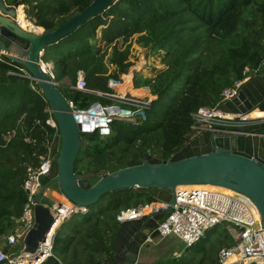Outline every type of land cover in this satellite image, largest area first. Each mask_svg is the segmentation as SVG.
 I'll use <instances>...</instances> for the list:
<instances>
[{
  "label": "trees",
  "instance_id": "trees-1",
  "mask_svg": "<svg viewBox=\"0 0 264 264\" xmlns=\"http://www.w3.org/2000/svg\"><path fill=\"white\" fill-rule=\"evenodd\" d=\"M4 1L14 8L26 6L30 23L49 31L82 11L90 0ZM17 14L21 19V7ZM132 47L146 50V56H154L163 66L132 78L133 88H147L153 98L132 121L113 120L108 134L98 130L83 134L87 145L78 150L76 174L108 171L142 160L144 154L167 160L192 135L190 113L216 106L221 90L244 78V68L254 78L263 77L264 0H117L45 47L41 61L52 65L53 81L64 99L87 109L93 102H110L74 90L77 71L83 72L87 89L108 93L107 82L119 80L133 65ZM26 74L22 66L0 58V250L4 253L3 238L12 232L25 200V169L46 156L57 136V129L46 122L47 103ZM127 90L136 95L147 92ZM151 200L148 193L135 189L119 197L104 194L62 221L52 237L51 255L40 264L108 263L119 213ZM217 226L219 235L206 249V236ZM231 228L218 223L178 256L152 264H217L218 251L234 244Z\"/></svg>",
  "mask_w": 264,
  "mask_h": 264
},
{
  "label": "water",
  "instance_id": "water-1",
  "mask_svg": "<svg viewBox=\"0 0 264 264\" xmlns=\"http://www.w3.org/2000/svg\"><path fill=\"white\" fill-rule=\"evenodd\" d=\"M116 1L90 0L82 11L74 12L56 28L34 32L22 29L17 23L16 8L0 0V58L25 69V77L39 87L57 129L50 148L49 171L41 177L40 189L34 197V226L24 235L21 251L36 257L39 243L57 219L52 213L63 206L61 200L42 194L47 189L75 206L71 214L94 205L108 192L119 197L129 189L148 193L151 203L166 204L165 209L158 207L135 220L119 222L110 247L112 259L106 264L112 261L136 264L141 249L158 237L157 226L168 217L175 204L177 186L212 185L241 194L255 207L264 227V123L252 127L249 134H246L247 129H240L235 135L203 131L191 137L167 160L144 154L142 160L127 161L108 171L75 173L78 150L87 145L82 138L88 133L86 115L93 111H73L68 107L57 84L42 69L41 55L45 47L101 14ZM219 109L232 113L264 111V76L243 83L237 94ZM97 121L102 122V118Z\"/></svg>",
  "mask_w": 264,
  "mask_h": 264
},
{
  "label": "built area",
  "instance_id": "built-area-1",
  "mask_svg": "<svg viewBox=\"0 0 264 264\" xmlns=\"http://www.w3.org/2000/svg\"><path fill=\"white\" fill-rule=\"evenodd\" d=\"M17 23L19 25L18 20ZM41 64L44 72L53 80L51 73L52 65ZM138 70L140 68L135 66L129 72L122 75L119 80H109L107 82V87L110 90L108 93H100L87 89L83 72L77 71L73 86L74 90L93 94L110 102L108 105L93 102L87 108L93 111V114L86 115L87 121L85 125L88 133L98 130L100 135H106L109 133V125L113 120L132 121L148 107L150 100L153 98L148 92L143 95H136L127 89H117L122 84H125V79L129 74V82L132 89V78ZM243 74H245L244 78L235 81L230 87L221 90L216 106L211 108L200 107L189 114L191 121L190 130L192 131L190 138L203 131L235 135L239 134L240 129H247L246 134H249L250 128L264 123V117H249L253 110L245 113H232L219 109L223 103L237 94L239 87L243 83L254 78V75H251L247 68H244ZM66 102L71 110L75 111L79 109L71 101ZM44 111L49 115L46 121L47 124L50 127L56 128L49 108L46 107ZM99 117L102 118V122L97 121ZM89 128L91 130L88 131ZM49 154L50 148L46 156L41 158L36 166H28L25 169V179L22 184L25 200L20 214L15 220L12 232L3 238V244L7 247V252L4 253L0 250V264H40L51 255L54 231L52 233L48 232L43 242L39 243L36 257L34 255H27L21 251L24 235L34 226V197L40 189L41 177L46 176L49 171L51 163ZM210 186L195 184L181 186L179 189L176 187L174 190L175 204L171 207L168 217L157 226L158 237H173L185 247H190L197 243L206 231L218 223L225 222L232 227L230 231L234 244L229 248H221L218 251L217 264H264V227L260 222L255 207L241 194L220 187L221 189L230 191V193L226 194L225 192L211 189ZM42 194L50 197L56 193L47 189ZM246 202L254 208L255 216L250 205ZM158 207L165 209L166 204L150 203L144 207L136 206L128 208L119 213L117 220L119 222L135 220L142 214L156 211ZM64 208V206H61L52 213V216L57 218L55 222L62 223L75 210V206L72 204H70L68 210H64ZM145 209L147 210L143 213ZM84 210L81 208L78 211ZM17 249L18 251L16 252ZM173 255L178 256L179 252Z\"/></svg>",
  "mask_w": 264,
  "mask_h": 264
},
{
  "label": "rangeland",
  "instance_id": "rangeland-1",
  "mask_svg": "<svg viewBox=\"0 0 264 264\" xmlns=\"http://www.w3.org/2000/svg\"><path fill=\"white\" fill-rule=\"evenodd\" d=\"M3 2L5 3L4 0H3ZM18 7H21L22 12L24 13L26 20H28V21H23V22H25V23L30 22L29 18L27 16V12H26L27 7L24 5H21ZM18 7H16V10ZM21 18H22V20H24V17L21 16ZM145 51L146 50L137 49L134 47L131 48V52H130L131 57H130L129 61H131L133 63V65L129 68L128 72L135 66L137 68H140V70H138L137 73H143V74H146L147 70L151 67H153L154 69H159V68L163 67L162 65L159 64V60L157 58H155L154 56H146L147 53ZM141 69H143V70H141ZM129 78H130V74L125 79L124 89L130 88ZM67 83L68 82H66V84ZM54 195L59 196L57 194H54ZM230 233H231V231H230ZM218 235H219V226H217L213 231H211L209 234H207L206 240L204 242V247L206 249H208L210 247V245H212V243H214L216 241ZM148 247H149L147 250L148 256L146 257V261H143V262L139 261V263L152 264L159 259L174 256L173 255L174 251L181 252L185 248V246L181 242L175 240L173 237H164V238L156 237L153 240V242L148 245ZM17 251H18V249L16 250V252ZM206 264H208V263H206Z\"/></svg>",
  "mask_w": 264,
  "mask_h": 264
},
{
  "label": "bare ground",
  "instance_id": "bare-ground-1",
  "mask_svg": "<svg viewBox=\"0 0 264 264\" xmlns=\"http://www.w3.org/2000/svg\"><path fill=\"white\" fill-rule=\"evenodd\" d=\"M23 13V12H22ZM18 14H17V10H16V16H17ZM23 17L25 18V16H24V13H23ZM22 19V18H21ZM17 20H19V18L17 17ZM24 21H28V20H24ZM19 25H20V27L22 28V29H27V30H30V31H34V32H40L42 29L41 28H39V27H36V26H34V25H32V24H30L29 22L28 23H25V22H23L22 24H20V22H19ZM124 85V84H123ZM249 117H251V118H257V117H264V111H258V110H253L251 113H250V116ZM91 125V124H90ZM90 125H89V127H90ZM210 186V185H209ZM181 186H177V189H179ZM210 188L211 189H214V190H219V191H222V192H225L226 194H228V193H230V191H228V190H225V189H221L220 187H211L210 186ZM52 196L55 198V199H58V200H61L62 201V203H63V206L65 207L64 208V210H68L69 208H70V204L66 201V200H64L63 198H61L60 196H56V195H54V194H52ZM247 203V202H246ZM248 205H250L249 203H247ZM250 208H251V210H252V212H253V214H254V216H255V210H254V208L250 205ZM147 209H145V210H143V213L146 211ZM59 224V222H55L52 226H51V228H50V233H52L53 231H54V229L57 227V225Z\"/></svg>",
  "mask_w": 264,
  "mask_h": 264
},
{
  "label": "crops",
  "instance_id": "crops-1",
  "mask_svg": "<svg viewBox=\"0 0 264 264\" xmlns=\"http://www.w3.org/2000/svg\"><path fill=\"white\" fill-rule=\"evenodd\" d=\"M5 5H6V4H5ZM6 6H7V5H6ZM21 16L23 17V13H22ZM17 17H18V15H17ZM25 19H26V18H25ZM18 21L20 22V24H22L24 20L19 19ZM26 23H28V22H26ZM29 23H30V22H29ZM30 24H31V23H30ZM26 30H27V29H26ZM132 89H134V90L143 89V90H146V91L148 92V94H149V91H148L147 88H138V89H135V88H133V86H132ZM65 207H66V206H65ZM148 248H149V247L147 246L146 248H142V249H141V251L139 252V254H138V256H137L136 263H139V261H141V262L146 261V257L148 256V253H147ZM174 253H176V251H174ZM174 253H173V254H174ZM110 264H119V263L112 261V262H110ZM122 264H129V263H122ZM146 264H147V263H146Z\"/></svg>",
  "mask_w": 264,
  "mask_h": 264
}]
</instances>
